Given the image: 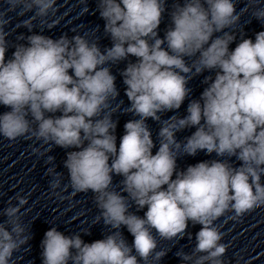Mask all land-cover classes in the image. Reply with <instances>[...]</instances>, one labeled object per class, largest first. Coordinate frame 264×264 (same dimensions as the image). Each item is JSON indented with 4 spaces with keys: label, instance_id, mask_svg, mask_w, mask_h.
Returning a JSON list of instances; mask_svg holds the SVG:
<instances>
[{
    "label": "clouds",
    "instance_id": "clouds-1",
    "mask_svg": "<svg viewBox=\"0 0 264 264\" xmlns=\"http://www.w3.org/2000/svg\"><path fill=\"white\" fill-rule=\"evenodd\" d=\"M95 3L111 46H101L99 26L71 37L33 31L36 20L53 27L48 18L56 17L57 0H3L0 8V106L8 109L0 113V137L36 141L33 152L42 157L53 146L65 149L66 184L55 158L46 155L52 194L63 199L62 186L73 194L91 192L99 210L94 224L108 229L88 243L81 232L49 228L42 264H161L168 251L159 241L192 240L189 222L201 227L191 251L175 253L181 264H225L228 245L215 222L264 207V31L253 40L238 28L244 15L264 24V0H246L241 11L238 0H175L170 7L168 0ZM79 4L82 14L89 12L88 0ZM10 13L28 17L21 26L30 33L11 45ZM121 62H127L119 73L129 101L124 112L135 118L124 124L117 147L113 117L123 105L112 66ZM205 72V87L192 99L189 83ZM185 100V115L164 118ZM149 119L159 124L155 142ZM201 151L216 158L178 169L179 158ZM114 176L122 177L119 185ZM27 204L17 193L0 209V264H16L31 240L23 219ZM133 206L147 210L140 216Z\"/></svg>",
    "mask_w": 264,
    "mask_h": 264
},
{
    "label": "water",
    "instance_id": "water-1",
    "mask_svg": "<svg viewBox=\"0 0 264 264\" xmlns=\"http://www.w3.org/2000/svg\"><path fill=\"white\" fill-rule=\"evenodd\" d=\"M225 264H264V207L250 212L223 236Z\"/></svg>",
    "mask_w": 264,
    "mask_h": 264
}]
</instances>
